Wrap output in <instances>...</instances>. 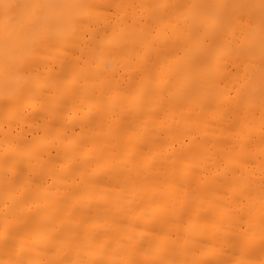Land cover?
<instances>
[{
	"label": "bare ground",
	"instance_id": "bare-ground-1",
	"mask_svg": "<svg viewBox=\"0 0 264 264\" xmlns=\"http://www.w3.org/2000/svg\"><path fill=\"white\" fill-rule=\"evenodd\" d=\"M0 264H264V0H0Z\"/></svg>",
	"mask_w": 264,
	"mask_h": 264
}]
</instances>
